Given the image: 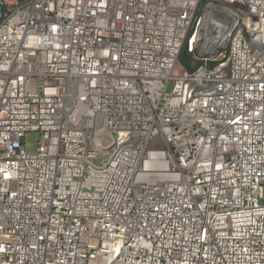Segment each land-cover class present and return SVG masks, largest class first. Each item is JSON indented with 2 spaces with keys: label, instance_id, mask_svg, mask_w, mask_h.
Masks as SVG:
<instances>
[{
  "label": "built area",
  "instance_id": "2783aa9c",
  "mask_svg": "<svg viewBox=\"0 0 264 264\" xmlns=\"http://www.w3.org/2000/svg\"><path fill=\"white\" fill-rule=\"evenodd\" d=\"M0 264H264V0H0Z\"/></svg>",
  "mask_w": 264,
  "mask_h": 264
},
{
  "label": "water",
  "instance_id": "95a60500",
  "mask_svg": "<svg viewBox=\"0 0 264 264\" xmlns=\"http://www.w3.org/2000/svg\"><path fill=\"white\" fill-rule=\"evenodd\" d=\"M228 25H229V19L225 14L217 11H212L210 21L208 24V30L210 32L223 33L228 28ZM189 57H190V53L187 48V43H185L181 52V62L184 65V67L188 70L191 69L189 63Z\"/></svg>",
  "mask_w": 264,
  "mask_h": 264
},
{
  "label": "rangeland",
  "instance_id": "374dc122",
  "mask_svg": "<svg viewBox=\"0 0 264 264\" xmlns=\"http://www.w3.org/2000/svg\"><path fill=\"white\" fill-rule=\"evenodd\" d=\"M184 70V65L181 62H177L174 67V74H180ZM172 84L169 82L166 86L165 92L170 93ZM39 140V135L37 132H29L25 134V141L29 143L30 150L34 151L36 149V142ZM160 145L157 144L156 147Z\"/></svg>",
  "mask_w": 264,
  "mask_h": 264
}]
</instances>
